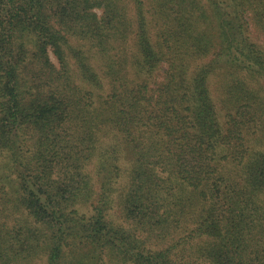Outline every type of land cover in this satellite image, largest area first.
<instances>
[{
	"label": "trees",
	"instance_id": "obj_1",
	"mask_svg": "<svg viewBox=\"0 0 264 264\" xmlns=\"http://www.w3.org/2000/svg\"><path fill=\"white\" fill-rule=\"evenodd\" d=\"M250 28L264 0H0V264H264Z\"/></svg>",
	"mask_w": 264,
	"mask_h": 264
},
{
	"label": "rangeland",
	"instance_id": "obj_2",
	"mask_svg": "<svg viewBox=\"0 0 264 264\" xmlns=\"http://www.w3.org/2000/svg\"><path fill=\"white\" fill-rule=\"evenodd\" d=\"M250 36H251V39L256 41L257 43H259L260 45H263L264 46V37L257 33L253 28H250ZM49 53V58H50V61L57 65V60L56 58L54 57V55L52 54V52H48ZM91 170H92V174H93V169L91 167ZM37 264H41L40 262H38Z\"/></svg>",
	"mask_w": 264,
	"mask_h": 264
}]
</instances>
